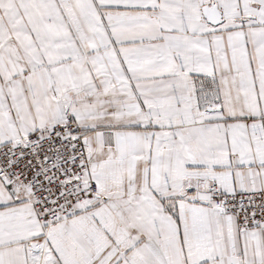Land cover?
Segmentation results:
<instances>
[{
	"label": "snow or ice",
	"instance_id": "obj_1",
	"mask_svg": "<svg viewBox=\"0 0 264 264\" xmlns=\"http://www.w3.org/2000/svg\"><path fill=\"white\" fill-rule=\"evenodd\" d=\"M0 264H264V0H0Z\"/></svg>",
	"mask_w": 264,
	"mask_h": 264
}]
</instances>
